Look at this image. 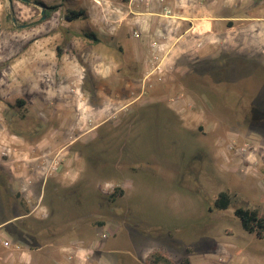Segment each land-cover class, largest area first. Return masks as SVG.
Listing matches in <instances>:
<instances>
[{"label":"rangeland","instance_id":"obj_1","mask_svg":"<svg viewBox=\"0 0 264 264\" xmlns=\"http://www.w3.org/2000/svg\"><path fill=\"white\" fill-rule=\"evenodd\" d=\"M102 1L107 8L109 1ZM221 1L230 15L256 0ZM258 1L264 10V0ZM91 6L77 0H0V60L24 61L29 44L44 32H89ZM67 10L85 13L68 22ZM228 23L239 28L231 35L249 36L263 31L264 20ZM254 46L218 54L201 71V87L179 92L160 83L144 93L147 103L112 107L102 124L80 118L83 129L59 134L67 154L40 208L33 199L37 191L26 198L7 190L13 208L8 215L23 214L10 229L21 228L30 248L53 243L82 249L84 264H145L154 250L173 264H264V239L234 217L238 208H264V45ZM8 88L0 97V137L12 136L15 148L32 156L57 149L36 146L51 125L44 109L18 107L21 87ZM177 97L182 103L173 102ZM152 98L157 102H148ZM5 163L0 158V172L9 171ZM225 191L229 206L218 210L214 200ZM33 254L38 264H52Z\"/></svg>","mask_w":264,"mask_h":264},{"label":"crops","instance_id":"obj_2","mask_svg":"<svg viewBox=\"0 0 264 264\" xmlns=\"http://www.w3.org/2000/svg\"><path fill=\"white\" fill-rule=\"evenodd\" d=\"M77 1L91 6V0ZM108 1L111 10L109 4L107 8L103 4L91 6L94 16L89 29L93 37L44 32L42 39H33L29 44L24 61L6 64L0 60V97L8 87L14 90L21 87L25 109L42 108L46 121H50L49 128L46 126L47 132L36 142L38 147H59L64 141L59 134L83 129L77 125L80 118L102 119V124L103 119L110 118L112 107L117 106L121 111L147 103L143 95L149 87H144L143 75L149 46L161 33L167 37L169 46L164 65L165 77L149 84L155 87L167 83L179 92L189 87H200L198 77H203L201 71H207L209 62L218 54L235 48L239 52L251 50L254 43L264 45V24L263 31L258 33L255 29L247 36L231 35L239 28L228 23L264 20L263 8H257L258 0L250 1V8L240 6L232 9L230 15L221 0L167 1L171 17L164 15V4L157 0H149V4L140 0ZM133 32H137V36ZM196 64H199L198 70ZM178 101L182 103V97ZM148 102H157V99L152 98ZM1 116L5 119V115ZM85 131L88 133L90 129ZM27 153L29 155L30 151ZM32 154L29 156L34 157ZM5 164L9 168L8 163ZM65 164L69 165V161L65 160ZM24 172L10 168L0 172V242L10 240L13 245H20L19 250L0 246V264H38L33 252L52 260V264H84L79 259L83 257L82 249L65 244L55 246L53 243L30 248L21 228L10 229L23 214L8 215L13 208L7 202L6 193L8 190L12 196L20 191V178ZM60 177L54 174L45 181L34 183L29 197H34L37 191V197L33 198L38 204L37 209L45 192L52 186L50 182ZM41 210L37 211L38 215L45 212V207Z\"/></svg>","mask_w":264,"mask_h":264},{"label":"built area","instance_id":"obj_3","mask_svg":"<svg viewBox=\"0 0 264 264\" xmlns=\"http://www.w3.org/2000/svg\"><path fill=\"white\" fill-rule=\"evenodd\" d=\"M149 4V0H140ZM159 3L164 4L163 13L165 16L171 17V9L167 4V1H177V0H157ZM97 6H102V0H93ZM134 36H137V32H133ZM151 42L149 58L147 61V68L143 75V85L144 87H150V82L153 80H163L165 77V60L168 51V39L164 34H159ZM162 41H159L161 40ZM178 98V97H177ZM177 98H173V102L177 101ZM172 102V103H173ZM69 140L72 136L68 137ZM12 136L0 137V158L4 159L9 168L12 171H17V169H30L28 172H24L20 178V194L24 195L26 198L29 197L30 191L37 181H45L48 177H51L56 173L64 161V157L67 154L68 144H64L55 150L47 151L45 153L39 154L37 156L31 157L27 152L16 149ZM0 246L6 249L14 248L16 250L20 249V245H13L10 240H2Z\"/></svg>","mask_w":264,"mask_h":264},{"label":"trees","instance_id":"obj_4","mask_svg":"<svg viewBox=\"0 0 264 264\" xmlns=\"http://www.w3.org/2000/svg\"><path fill=\"white\" fill-rule=\"evenodd\" d=\"M48 10H54L56 7L49 6ZM83 10H67L64 14V19L68 22H75L79 18L84 15ZM50 13L45 10L43 13V17L46 19L49 18ZM87 37H93L92 32H84L83 33ZM202 77H198V81L200 83V87L202 86ZM16 104L18 107H22L24 105L23 100H17ZM12 107V106H11ZM118 188L115 190V192ZM115 193H111L110 197L114 198ZM229 191H225L219 194L214 200V206L218 210H226L230 203ZM234 217H236L241 225V227L248 233H251L258 240L264 239V211L258 209L251 208H238L234 211ZM145 264H173L171 259L163 252L154 250L150 252L146 259ZM182 264H188V260L184 259Z\"/></svg>","mask_w":264,"mask_h":264},{"label":"water","instance_id":"obj_5","mask_svg":"<svg viewBox=\"0 0 264 264\" xmlns=\"http://www.w3.org/2000/svg\"><path fill=\"white\" fill-rule=\"evenodd\" d=\"M21 1H24V2H26L27 0H21Z\"/></svg>","mask_w":264,"mask_h":264},{"label":"bare ground","instance_id":"obj_6","mask_svg":"<svg viewBox=\"0 0 264 264\" xmlns=\"http://www.w3.org/2000/svg\"><path fill=\"white\" fill-rule=\"evenodd\" d=\"M241 138V137H240ZM27 151V150H26Z\"/></svg>","mask_w":264,"mask_h":264}]
</instances>
